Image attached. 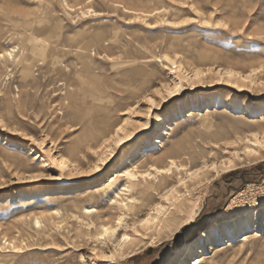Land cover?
I'll use <instances>...</instances> for the list:
<instances>
[{
	"label": "rangeland",
	"instance_id": "374dc122",
	"mask_svg": "<svg viewBox=\"0 0 264 264\" xmlns=\"http://www.w3.org/2000/svg\"><path fill=\"white\" fill-rule=\"evenodd\" d=\"M0 54V264H107L99 257L115 246L85 235L94 229L75 207L107 209L94 190L126 152L142 165L163 126L155 157L174 152L183 165L166 186L184 180L185 206L142 253L114 264H175L199 232L264 203V159L211 183L189 178L205 161L251 157L250 138L264 126V0H0ZM120 127L131 137L115 143ZM260 225L251 242L209 247L201 264H264V216Z\"/></svg>",
	"mask_w": 264,
	"mask_h": 264
},
{
	"label": "bare ground",
	"instance_id": "6f19581e",
	"mask_svg": "<svg viewBox=\"0 0 264 264\" xmlns=\"http://www.w3.org/2000/svg\"><path fill=\"white\" fill-rule=\"evenodd\" d=\"M5 55L10 57L11 54L7 52L4 56ZM192 73L190 78H195L200 75V72L197 73L193 71ZM223 75L228 80L234 79L236 81H238L240 77L238 76L237 78L230 69H225ZM175 88L176 85L174 86V89ZM169 91L170 90H168V92ZM171 91L173 92V90ZM156 128H158V125ZM169 131V126H163V128L158 130V135L152 141V151L147 152V159L142 165H136L132 161L131 152H126L124 154V159L127 158V161L113 168V174L107 179L104 186L94 190V192L98 194H104L108 203L107 209L99 212L95 207H75V209H78L82 219H86V221L82 220V223L85 222L87 228L94 229L93 231L89 230V233H84L85 235L92 236L96 244L107 247V244L111 243L115 246L113 250L107 247L109 251L108 255L101 254L99 257L107 264H114L117 260H127L136 254L142 253L146 248V244H148L147 242L142 244L143 240L150 233L158 232V230L161 229V225L166 220L171 216L180 214L182 212L181 209L185 206L184 203L186 199L184 195H181L180 188L182 187V189L185 190L184 193H189V186L184 180L178 177L177 181L175 180L176 183L174 186L169 189H167L168 186H166L168 180L174 177L172 174L175 170L173 169L179 171L180 168L183 169V165L174 162V152L163 153L155 157V150H162L164 139L169 135ZM130 137L131 136L124 127L117 128L111 136V138H113L112 141L115 143L125 142L127 139H130ZM250 142L252 146L245 151L246 154L251 156L250 158H241L236 153H233L222 160L220 159L217 163L205 161L200 169L196 170L194 173H189L190 181L194 184L203 181L211 183L222 175L238 169L245 163H259L264 159V154L258 153L259 148H262L264 152L263 124L261 127L257 126L255 133L252 138H250ZM88 144L89 143L86 144L87 147ZM89 147H91V144ZM98 147L100 148V146ZM102 148L101 154L98 155V161L104 165L107 164L112 154L108 145ZM144 155L143 152L139 153L140 157H144ZM59 162L63 168L68 167V165H66L67 161L61 156H59ZM208 163H210L209 166ZM157 164H165V167L158 168ZM212 165L216 166L215 169L212 168ZM93 168L96 172L100 171L98 165L93 166ZM155 196L156 199L157 196L159 197L158 201H155ZM185 196L187 195L185 194ZM240 196H242L241 193H239L236 200L239 203L241 202ZM236 201H231L226 209L227 213H229L232 208H236ZM157 205H159V207H157ZM200 208L198 204L192 207L182 227H186L194 221L195 217L200 212ZM263 216L264 203H252L250 206L241 208L234 219L232 217L221 218V221H224L223 224L216 223L211 226V228L199 232L197 241H194L190 245H185L181 252L178 253L176 257L178 261L175 264H201L204 260L203 256L206 250L209 247L212 251L217 250L218 242L222 239H231V241L236 240V244L251 242L247 234L252 230L255 233L260 228ZM77 219L79 220L80 218L78 217ZM34 225L37 228L41 227L39 218L34 219ZM57 225L58 223H56V227H58ZM40 230V232H45V230ZM76 235L80 234L77 233ZM152 238L150 239L152 243L159 241L157 238ZM139 239L140 242L138 241L136 244V240ZM3 244L5 245L6 241H4ZM8 245L7 243V246ZM229 246L231 245L229 244ZM10 247L12 249L16 248L14 247V243H12Z\"/></svg>",
	"mask_w": 264,
	"mask_h": 264
},
{
	"label": "snow or ice",
	"instance_id": "6c2138e0",
	"mask_svg": "<svg viewBox=\"0 0 264 264\" xmlns=\"http://www.w3.org/2000/svg\"><path fill=\"white\" fill-rule=\"evenodd\" d=\"M218 27H219V25H218ZM149 103H151V101H149ZM215 167H216L215 165H212L213 169H215ZM157 207H159V205H157Z\"/></svg>",
	"mask_w": 264,
	"mask_h": 264
}]
</instances>
